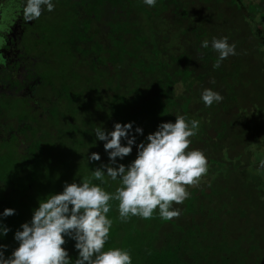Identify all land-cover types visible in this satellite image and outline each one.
Segmentation results:
<instances>
[{"label": "trees", "instance_id": "trees-1", "mask_svg": "<svg viewBox=\"0 0 264 264\" xmlns=\"http://www.w3.org/2000/svg\"><path fill=\"white\" fill-rule=\"evenodd\" d=\"M202 1L205 2L198 13L199 17L196 10H192L191 1L188 3L183 0H161L164 6L162 11L158 9L160 6L151 8L144 3L139 5L142 7L139 10L135 3L140 2H135L134 10L130 7L131 12L128 8L127 13L134 16L144 15L143 22H148L147 29L144 30L143 25H137V21L132 26L133 29L129 24L115 29L113 35L110 34L109 40L119 41L124 34L132 35L136 41L131 48L124 49V53L122 48H117L118 52H114L116 58L109 56V46H103L100 39L94 38L92 33V37L86 35V30L81 32L82 38L72 36L69 39L72 55L75 52L81 56L87 66L93 65L97 69L112 73L118 80L117 87L124 86L121 96L122 108L129 117L128 120L136 122V127L143 129V135L135 134L136 127L134 128L133 123L136 143L146 142V136L156 131L157 126L162 122L174 123L175 116H184L189 123L193 119L199 121L197 134L190 138L192 143L189 150H201L207 157L208 166L212 167L208 173L210 177L212 176L208 184L209 190L204 192L202 188H190L187 205L185 206L184 202L173 205L181 211L178 219H172L175 224L174 232L170 234L168 230L169 233L165 232L166 238H163L164 231L158 227L157 232L150 236V243H140L134 249V252L137 251L136 259L140 260V264H264V202L260 201V194L264 191V177L251 161V157L245 155L251 139L255 140L256 137L262 136L258 132L261 121L264 124V80L260 77L261 73L260 76L257 73L255 76L247 75V79L236 63L232 66L240 67V71L237 68L234 71V68L230 67L228 70L220 69L221 66L213 68L218 53L211 47V41L213 37L217 39L220 37L219 32L211 26H214L212 23L220 17L215 15L211 23V15L208 11L213 7L214 0ZM117 4L115 0L111 8H117ZM92 14L96 16L98 12ZM165 14L169 16L163 19L161 16ZM215 28L219 30L218 27ZM182 38L184 43L186 39L184 46L181 45ZM187 39L190 40L191 46L187 45ZM260 39L262 44L257 46L258 50L264 47V38L260 37ZM205 40L209 42L207 48L202 47V42ZM228 42L231 44L230 41ZM80 44H83L84 49ZM90 47H95V52H91ZM91 54L95 56L89 60ZM225 61L227 62L226 59ZM196 65L202 69L209 67L214 74L219 75V78L215 75L209 78V73L197 75L194 72ZM101 74L103 76L105 72L102 71ZM202 79L215 81V83L210 81L208 86L223 97L221 102L214 103L211 107L205 106L201 99ZM228 79L230 82H227ZM177 83L184 85L186 94L173 97ZM85 84L89 85L88 78H85ZM93 85L96 86L95 89L84 95L85 98L87 97V102L76 103L79 97L75 100L70 92V98L64 107L60 104L66 100H56V109H54L56 110V148L63 147L62 137L66 130L70 129L68 120L67 129L60 128L62 117L67 119L68 115L72 114V110L68 111V108L85 113L94 105L106 104L109 96L107 91L99 88V82H94ZM69 89V87L65 88L67 92ZM76 93L80 95L78 90ZM98 94L102 96V100L99 99ZM61 96H65L64 91ZM119 98L120 96L117 101ZM95 112L93 115L96 116L97 111ZM100 113L105 114L102 108ZM223 113H233L234 119L237 120L235 122L234 119L225 120L221 117ZM71 116L73 119L76 113ZM240 117L243 118L242 121ZM89 121L92 122L90 118ZM238 123L239 127H237ZM102 127L107 128L108 131L112 130L110 126ZM79 134L77 139L80 140L81 145L86 143L95 148L99 142L96 137H93V140L91 138L86 142L83 141L84 136L90 135V131L86 128H83ZM221 141L226 145L219 155L217 152L222 150V145L219 144ZM121 143L126 144V141L122 140ZM235 145L239 146V151L229 159V153L235 149ZM135 147L133 145L132 153L121 160L122 164L127 166L135 159L137 151ZM119 162L120 159L117 158V163ZM109 183L111 186L116 185L113 180ZM112 209L113 206H110L108 215L113 216L114 219L116 213ZM113 226V231H116L115 219ZM135 231L136 229L132 230ZM157 235L160 236V241ZM155 240L160 244L157 247L151 245ZM131 250L133 251L132 248Z\"/></svg>", "mask_w": 264, "mask_h": 264}, {"label": "rangeland", "instance_id": "rangeland-1", "mask_svg": "<svg viewBox=\"0 0 264 264\" xmlns=\"http://www.w3.org/2000/svg\"><path fill=\"white\" fill-rule=\"evenodd\" d=\"M183 1L188 3L191 1V8L192 10H196L197 17H199L198 13L200 12V8L203 7L202 4H204L205 1ZM74 2L75 1L72 0H56V13H50L46 16L49 24V27L46 29L49 43L45 48L48 51L49 59L51 60L48 72L49 82L54 85V89H51L49 93H56V100H66L65 102H62L63 104H60L61 107H64V105L68 103L70 93L71 96H74L75 100L79 97L78 101L76 100V103L87 102V97L85 98L84 96L85 93H89L90 90H94L96 87L93 85L94 82H99V88L107 91V95L109 96L106 100V104L103 103L94 105L85 111V113L83 111H75L74 108H68V111L72 110V114L68 115L69 118L67 119L62 117L60 123V128H64V130L67 129L66 124H68V122L70 126V129H67L66 133L62 137V140L64 141L62 142V148H56V116L53 113L54 107L52 108L51 105L50 108H48L49 113L45 114L44 118H40L43 115L39 116L33 112H30L31 115H29V117V113L27 114L29 120H34V127L31 132L32 135L30 134L31 136H34L35 134L37 135V139L34 140V143H28L27 141L22 148L18 147V141L2 142L0 148V188H3L4 191L6 189L7 192L5 191L6 194H4V192L0 189V201L2 200V203H0V213H2L5 208H12L16 213L15 215L4 218L2 221L3 225L10 229L6 236L0 237V244L8 246L5 251L6 258L11 255V252L16 247H18V242L13 238L14 233L17 230H20V225L22 223L30 222L33 210L38 207V201L46 198L49 194L62 192L65 183L75 182L79 184L87 179L93 184L101 186L109 193H114L116 188L120 186L119 178L115 180L116 185L111 186L109 183L111 179L107 177V175H105V181L107 182L103 184L101 181L95 180L92 176V170L100 167L101 164H107L109 162L108 155L103 147L104 142L98 140L99 142L94 148L93 145L89 146V144L87 145L86 143H82L81 145L80 140L77 138L83 128L90 131L89 137H83V141L86 142L88 139H94V130L97 127L107 129L102 126H110V129L113 130V126L117 122L121 124L122 122H130L128 120L129 117L125 114L122 108L123 105L121 102V96L123 94L124 86L119 88L117 87L118 85L116 84L118 80L113 77L112 73L97 69L93 65L87 66L81 56L79 54H75V52L72 55L70 53L69 39L72 36H77L78 38L83 37L81 29L77 28L78 23L82 25L81 27L83 30L84 27L87 28L88 31L90 30V33L88 34L89 37H92L93 35L94 38L100 39L103 46H109V56H114V52H118L117 48H122L121 50L124 53V49L127 47L131 48V46L135 44L136 41L133 39V36H125L123 34V36L121 35L122 38L119 41L109 40V36L110 34L113 35L114 30L117 28L128 26V24L131 25V27L134 26L136 21L138 22L137 25H143L144 30L147 29L148 22H143L145 19L144 15L137 14L134 16L127 13L128 8L131 12L130 7L134 10L135 6L133 4L135 2H140L135 3L137 4L136 8L139 10L142 9L139 5L143 3V0H116V2H118V11L116 10L115 13L107 12V14H97L96 16L92 14L91 23L87 22L89 23L88 26L84 25L85 22L82 21V18L78 19V16H76L74 12ZM109 2L110 4H108V10H111V7L115 4V0H109ZM77 4L79 6V3L76 2V7ZM91 4H89L91 7L87 10H92L93 6L97 4L96 0H93ZM205 4L212 5L211 3ZM155 6H160L158 7L159 11L164 9L161 0H156ZM208 12V14L211 15V23L213 22L212 20L215 18V15L220 17L216 21L214 20L215 23H212L215 27H218L219 30H217L214 26H211L219 32V37H227L231 44L234 43L235 45H238L235 48L237 54L229 56L226 59L227 62L223 60L220 65V69L228 70V67H230L234 68V71H236V68L240 71L241 67L247 79V75L250 77L251 75L255 76L257 73L260 76L261 73L260 77L264 80V47L262 46V49L260 50L257 49V46L262 44L260 37L264 38V0H238V2L237 0H214L213 7L210 8ZM168 16V14H165L161 17L164 19ZM90 24H92L91 29ZM162 27H164V25H162ZM131 29H133V27ZM96 33H98L97 37ZM84 43L85 42H83V44ZM83 44H80L81 48H83ZM185 44L186 39L184 43L182 38L181 45L184 46ZM189 44L191 46L190 40L187 41L188 46ZM95 49V47H92L91 52H95ZM94 56L95 55L91 54L89 56V60H91ZM234 63H236V65L239 64L240 67H233L232 64ZM102 71L103 73L105 72L103 76L101 74ZM194 72L197 75L199 73H209V78H212L214 75L217 77L219 76L217 73L214 74L209 67L202 69L198 65L194 67ZM85 78L89 79V85L91 86H87V84H85ZM210 81L211 80L208 79H202L200 82V85H202V92L205 89H210L208 86ZM227 82H230V79H228ZM243 84L246 85V83ZM66 87L70 88L68 92L65 90ZM76 90H78L80 95L76 93ZM63 91L65 92V96L62 97L61 94H63ZM180 94L184 95L186 92L184 85L182 83H177L173 97ZM98 95L99 99L102 100V96L100 94ZM119 96V101H117ZM245 100L247 101V99ZM101 108L105 112L104 115L100 113ZM95 111H97L96 116L95 114L93 115V113H96ZM74 113H76V117L72 119L71 115H74ZM232 114L233 113H223V116L221 117L225 120L234 119L235 116ZM89 118L92 122L89 121ZM236 120L237 119H234V122ZM242 120L243 118L240 117V121ZM85 124L86 126L84 127ZM135 127L136 122H134V128ZM237 127H239V123L237 124ZM259 129L260 131L258 133L262 134V136L256 137L255 140L254 138L251 139L252 143L250 142V144H248V152H246L245 155L246 157H251V161L255 164V167L262 172V177H264V169H260L259 167L261 160H264V124H262V121ZM27 136L29 137V134ZM72 137L77 140L75 141ZM219 144L220 146L222 145V150L217 152V154L220 155L226 144L224 141H221ZM236 151H239L238 145H235V149L229 153V159L235 156ZM92 153H98L101 160L88 162V156ZM135 154L137 155V151ZM122 161L120 160L119 163H122ZM211 168V166H208V173ZM211 178L212 176L210 177L209 174H207L203 177L199 186L194 188H202L204 192H208V184ZM198 193H200V191H198ZM260 196V201L264 202V191L260 194ZM187 200L188 199L184 201L185 206L187 205ZM109 203L110 206H113L112 210L116 213L114 219L116 221L117 230L113 231L114 226L111 227V234H109L104 250L107 251L112 248L127 250L131 254L132 264H140V260L136 259L137 251L134 252V249L137 248L140 243H150V236L152 233L154 234L157 232L158 227L162 228V231H164V235L162 234L163 238H166L167 233L170 232V234H172L175 230L174 222L172 220L161 219L158 209L154 211L151 219L146 220L133 216L130 217L127 222H121L119 219L118 201L113 200ZM107 216L109 219L114 221L113 216H109L108 214ZM134 229H136V231L132 232ZM168 230L170 231L168 232ZM236 231L237 230H235V234H237ZM158 238L160 241V236ZM65 239L67 243L63 247H65L69 253L71 264H75V260L78 257V250L74 247L75 241L68 237H65ZM159 241L155 240V242L151 243V245L157 247L160 245L158 244Z\"/></svg>", "mask_w": 264, "mask_h": 264}, {"label": "clouds", "instance_id": "clouds-1", "mask_svg": "<svg viewBox=\"0 0 264 264\" xmlns=\"http://www.w3.org/2000/svg\"><path fill=\"white\" fill-rule=\"evenodd\" d=\"M149 7H155L156 0H143ZM52 12V0H26L21 6L22 18L32 22L42 14L44 8ZM202 47H209L207 40ZM211 47L218 53L213 68H219L222 61L236 55L235 44H229L227 37L213 38ZM215 83L214 80L211 81ZM201 99L206 107L219 103L223 97L211 89H205ZM133 123H115L113 130L101 127L94 130L95 137L103 141L109 162L92 170L95 180L106 183L105 175L120 186L114 193L101 186L84 180L79 184L65 183L63 191L49 194L38 201L30 222L20 225L14 233L18 242L11 255L5 257L7 245L0 244V264H71L68 251L63 247L68 237L75 241L78 257L75 264H132L129 251L121 248L104 250L113 221L108 218L110 201H118L119 219L127 222L130 217L151 219L159 210L163 220L178 219L181 211L173 205H180L189 198L190 187L199 186L208 174L205 154L198 149L189 150L191 137L199 129V121H186L184 116H175V122H162L157 130L146 136V142L136 143ZM135 134L143 135V129L135 128ZM126 141L122 144L121 141ZM136 146L137 155L127 166L117 163L132 153ZM98 153L88 156V162L100 161ZM115 165V166H113ZM260 169H264L261 160ZM15 210L5 208L0 213V237L6 236L10 229L4 226V218L15 215Z\"/></svg>", "mask_w": 264, "mask_h": 264}, {"label": "flooded vegetation", "instance_id": "flooded-vegetation-1", "mask_svg": "<svg viewBox=\"0 0 264 264\" xmlns=\"http://www.w3.org/2000/svg\"><path fill=\"white\" fill-rule=\"evenodd\" d=\"M72 1H75L76 16L82 18L85 26H88L87 22L91 23L92 12L101 15L118 11V8L108 10L109 0H96L92 10L87 9L93 0ZM52 2L54 11L49 12L45 7L39 19L25 22L21 6L26 0H0V148L4 141H18V147L22 148L27 141L34 143L37 135L31 136L34 120H29L30 112L44 118L50 105L56 109V93H49L54 85L49 82L51 60L45 48L49 43L46 16L56 13V0ZM76 2L79 3L77 7ZM77 25L83 31L82 25ZM84 30L86 35L90 33L85 27ZM0 189L6 194V189Z\"/></svg>", "mask_w": 264, "mask_h": 264}]
</instances>
